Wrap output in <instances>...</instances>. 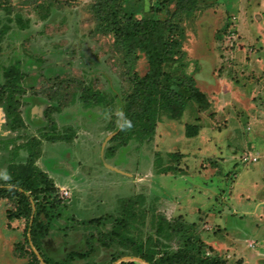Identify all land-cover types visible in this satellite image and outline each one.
<instances>
[{
    "label": "rangeland",
    "instance_id": "1",
    "mask_svg": "<svg viewBox=\"0 0 264 264\" xmlns=\"http://www.w3.org/2000/svg\"><path fill=\"white\" fill-rule=\"evenodd\" d=\"M48 1L40 11L32 0H0L14 8L9 14L0 10V24L17 13L27 23L24 29L10 23L0 40V84L10 64L17 62L24 74V92L15 98L19 129L7 127L0 105V184L14 147L34 138L35 164L57 189L64 218H105L100 228L110 229L108 217L141 196L135 208L143 217L132 236L154 235L151 217L161 214L181 228L162 240L169 252L191 244L200 264H264V0H113L136 19L175 24L184 35L182 50L163 72L176 80L192 77L208 101L205 109L187 101L178 118L162 115L152 139L141 143L112 137L131 90L129 78L145 75L146 58L137 52L127 69L112 34L95 31L87 5L97 0ZM81 83L112 104L84 107ZM53 105L59 111L46 116ZM187 125L197 128L196 136L185 137ZM43 134L70 138L47 141ZM16 151L13 160L23 162L27 153ZM167 166L176 171H158ZM12 208L13 202L0 199V264H26L27 257H20L32 249L24 241L26 220L9 221ZM80 237L68 226L65 234L51 230L46 254L59 258ZM114 253L102 248L93 260L146 264L132 255L110 263Z\"/></svg>",
    "mask_w": 264,
    "mask_h": 264
},
{
    "label": "trees",
    "instance_id": "2",
    "mask_svg": "<svg viewBox=\"0 0 264 264\" xmlns=\"http://www.w3.org/2000/svg\"><path fill=\"white\" fill-rule=\"evenodd\" d=\"M175 1L182 5L183 0H168L171 3ZM32 2L35 9L40 11L50 5L48 0ZM112 3L113 0H97L87 5L88 11L93 15L95 31L103 35L112 34L128 70L132 67L131 60L133 55L137 56V52L144 55L148 65L144 76L133 74L129 78L131 90L121 105L120 127L112 140L125 143L132 139L141 143L152 139L156 124L162 115H167L171 119L178 118L187 101H194L202 109L208 106V101L192 77L176 80L169 73L163 72L164 66L173 62L182 50L184 35L181 31L176 32L175 24L153 19H136L121 6ZM0 10L9 14L14 8L6 3H0ZM46 17L45 14L41 15L42 19ZM14 21L20 29L27 25L18 13L13 18L6 17V22L0 24V40L9 30L10 23ZM2 70L4 81L0 84V105L5 111L7 127L16 130L22 126V119L16 112L15 98L24 92L20 84L24 74L17 62ZM184 91L187 94H184ZM55 100L58 98L55 97ZM79 100L86 108L109 107L113 102L101 91L82 83ZM52 111H59V107L53 105L44 110L46 116ZM50 127L49 129L55 131L54 125ZM197 132L196 127L187 125L184 135L192 138ZM43 137L47 141L68 140L70 135L43 134ZM14 149L2 176L0 199L13 202V208L8 210L6 216L9 221L22 218L26 220L25 232L28 237L24 241L28 248H32L30 251L23 250L20 254V257H27L26 264H80V261L82 264H96L93 259L96 252L102 248L117 250V253L112 255L110 263L132 255L142 259L146 264H200L199 259L193 254L194 251L191 252L194 250L191 244L173 252L165 249L162 240H168L172 236V231L178 232L181 228L175 227L161 214L154 213L151 217L154 235L145 238L132 236V229L136 228L139 218L143 217L141 210L136 211V206L141 204V196L124 201L120 205L121 214L114 218L108 217L112 219L110 229L100 228L105 225V218L80 221L71 215L64 218L66 206L57 198V189L35 164L39 155V142L32 138ZM17 149H23L27 153L23 162L17 163L13 160L17 155ZM169 156L176 158L174 153ZM158 171L173 173L176 169L167 166ZM67 226L73 231L77 229L81 232L77 246L65 251L59 258L48 256L44 248L45 239L51 230L65 234ZM19 250H22V247H19Z\"/></svg>",
    "mask_w": 264,
    "mask_h": 264
},
{
    "label": "water",
    "instance_id": "3",
    "mask_svg": "<svg viewBox=\"0 0 264 264\" xmlns=\"http://www.w3.org/2000/svg\"><path fill=\"white\" fill-rule=\"evenodd\" d=\"M111 168V167H110ZM36 255L39 257V255L36 253ZM135 259H137V260H140V261H143L142 259H140V258H135ZM144 262V261H143Z\"/></svg>",
    "mask_w": 264,
    "mask_h": 264
},
{
    "label": "built area",
    "instance_id": "4",
    "mask_svg": "<svg viewBox=\"0 0 264 264\" xmlns=\"http://www.w3.org/2000/svg\"><path fill=\"white\" fill-rule=\"evenodd\" d=\"M64 195H67V192H64Z\"/></svg>",
    "mask_w": 264,
    "mask_h": 264
}]
</instances>
